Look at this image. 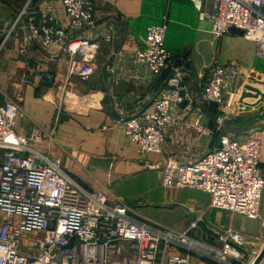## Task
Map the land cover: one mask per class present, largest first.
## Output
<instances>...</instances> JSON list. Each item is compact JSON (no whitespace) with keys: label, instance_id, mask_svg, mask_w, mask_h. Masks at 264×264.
<instances>
[{"label":"crops","instance_id":"1","mask_svg":"<svg viewBox=\"0 0 264 264\" xmlns=\"http://www.w3.org/2000/svg\"><path fill=\"white\" fill-rule=\"evenodd\" d=\"M101 1L90 28L98 44L96 73L88 81L74 78L70 83L67 53L57 45L43 47L31 38L47 16L64 23L61 0H0V105L20 102L14 131L24 137H29L33 127L45 131V139L30 146L50 160L61 159L64 172L86 189L106 191L110 204H126L135 222L184 234L215 250H221L233 233L245 240L240 245L233 242L245 252L244 259L256 257L264 246V192L259 217L249 219L211 208L206 192L162 184V168L168 160L195 162L224 135L260 139L264 176V107H256L262 112L250 122L243 119L247 115L237 116L235 105L223 115L225 109L201 103L206 73L213 63L236 65L237 86L254 75L264 80V59L256 55L255 44L231 33L216 38L212 24L199 18L190 0ZM26 5L29 10L24 12ZM163 22L167 26L165 49L174 56L173 66L177 63L192 102L173 110L172 122L164 128L162 152L142 154L128 142L117 121L152 110L175 74L170 69L152 76L134 58L137 49L145 48L147 29ZM232 98L228 92L227 102ZM244 100L240 99L239 106L246 108ZM196 118L213 132L198 133ZM3 161L0 152V164ZM3 220L0 213V224ZM187 255L188 264L243 263L231 258L220 262L194 252Z\"/></svg>","mask_w":264,"mask_h":264},{"label":"built area","instance_id":"2","mask_svg":"<svg viewBox=\"0 0 264 264\" xmlns=\"http://www.w3.org/2000/svg\"><path fill=\"white\" fill-rule=\"evenodd\" d=\"M190 1L199 18L212 24L215 37L228 35L231 27L241 29L242 37L254 43L256 55L264 59V0ZM98 2L102 3L61 0L64 23L47 16L31 35L43 47L62 48L69 57V75L84 81L96 73L98 44L90 28ZM166 29V22L150 26L145 48L137 49L134 58L152 76L170 69L175 74L158 94L152 110L117 121L128 142L142 154L162 152L164 128L171 124L173 110L192 102L173 66L174 56L165 49ZM239 76L236 65L213 63L206 73L201 103L222 104L223 94L234 89ZM19 112L17 100L0 105V152L4 155L0 164V212L4 216L0 264H188L187 257L172 249L184 248L220 262L242 253L233 242L240 245L245 240L233 233L221 250H215L184 234L135 222L126 204H110L106 191L86 189L64 172L61 159L50 160L33 149L32 143H41L46 137L41 128L33 127L29 137L18 135L14 123ZM194 128L200 134L213 132L200 118L195 119ZM260 164L259 138L224 135L195 162L168 160L162 168V184L206 192L211 208L257 219L264 192Z\"/></svg>","mask_w":264,"mask_h":264},{"label":"rangeland","instance_id":"3","mask_svg":"<svg viewBox=\"0 0 264 264\" xmlns=\"http://www.w3.org/2000/svg\"><path fill=\"white\" fill-rule=\"evenodd\" d=\"M28 7H29V5H26L23 8L24 12H26V11L29 10ZM69 76L70 75L68 73V79L70 80L69 82L72 83V80L74 78H76V77H71V76L69 77ZM239 78H238V80H237V82H236V84L234 86V89L232 91L226 90V92L223 94L224 95V97H223L224 98V101L222 102V104L221 103L220 104L219 103H216V104H211V105L214 106V107H216V108H218L219 110H224L225 109L224 110L225 112H224L223 115L228 114L229 113L228 112L229 109H232V111H233V109L235 108V107H233V105H235V106H237L236 107L237 109H236L235 113L237 114L238 117H245L243 115H247L249 117L248 118H243V119L246 120V121L254 122V120H257L260 117L259 114L262 112V111L258 110V108H256V107L257 106H260L261 108L264 107L263 106L264 105V97H262L264 95V80H258V78H256V76L254 75V76L250 77L249 79H244V81L240 85L237 86V83L239 81ZM73 84H74V81H73ZM247 86L259 90L261 92V94L259 95V97H257V98H254V97L253 98L252 97H243V93L245 91L247 92V90L245 89ZM228 92H231L232 93V97L235 98V99L232 98V100L229 101L230 102V107L229 108H228L229 102H227V100H226V94ZM237 93H238V96H236ZM80 97H81V95H80ZM240 99H242V100L245 99L244 101L246 102V105H247L246 108L243 106L244 104H242L241 107L239 106L240 105L239 104ZM221 108H223V109H221ZM239 108H240V110H239ZM249 108L252 109V111ZM241 113H247V114H241ZM261 247L263 248L264 246H261ZM172 250H177L175 252L178 253V254H180V255H182V256H184L185 258L188 256L187 255L188 252H190V251H187L184 248L183 249L182 248H176V249H172ZM182 251H185L187 253L183 254L184 252L182 253ZM258 251H260V249ZM244 253L242 252L239 255L238 258H236L234 256H230V258L233 259L236 262H240V263L243 262L242 264H253V262H254V259L253 258H255V255H253V257H251L250 259H248L247 257L244 259ZM226 260H228V259H226ZM261 264H264V261Z\"/></svg>","mask_w":264,"mask_h":264},{"label":"water","instance_id":"4","mask_svg":"<svg viewBox=\"0 0 264 264\" xmlns=\"http://www.w3.org/2000/svg\"><path fill=\"white\" fill-rule=\"evenodd\" d=\"M229 33L233 34V35H242L243 31L241 29H238L236 27H231L229 30ZM177 63L175 64V68H177ZM247 90V92L245 91L243 93V97H254L257 98L259 97V95L261 94V92L257 89H254L252 87L247 86L245 88ZM264 97V95L262 96ZM74 243V239H71L70 241V246ZM264 261V248L260 251V253L257 255V257L255 258L254 264H261Z\"/></svg>","mask_w":264,"mask_h":264},{"label":"bare ground","instance_id":"5","mask_svg":"<svg viewBox=\"0 0 264 264\" xmlns=\"http://www.w3.org/2000/svg\"><path fill=\"white\" fill-rule=\"evenodd\" d=\"M242 36V35H241ZM216 38H219V37H216ZM244 39V38H243ZM245 40V39H244ZM77 101L74 100L73 103H76ZM264 248V247H263ZM257 257V256H256ZM254 261H255V258H254Z\"/></svg>","mask_w":264,"mask_h":264},{"label":"trees","instance_id":"6","mask_svg":"<svg viewBox=\"0 0 264 264\" xmlns=\"http://www.w3.org/2000/svg\"><path fill=\"white\" fill-rule=\"evenodd\" d=\"M239 124V121L237 122L236 126Z\"/></svg>","mask_w":264,"mask_h":264}]
</instances>
